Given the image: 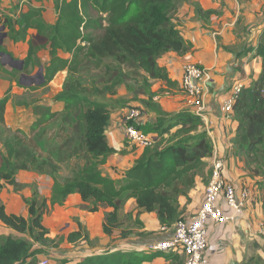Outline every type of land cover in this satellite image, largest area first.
Masks as SVG:
<instances>
[{
    "label": "trees",
    "instance_id": "trees-1",
    "mask_svg": "<svg viewBox=\"0 0 264 264\" xmlns=\"http://www.w3.org/2000/svg\"><path fill=\"white\" fill-rule=\"evenodd\" d=\"M175 2L54 0L57 11L54 24H46L40 10H29L17 20L3 18L2 24L9 31L10 37L14 34L19 40L25 41L28 31H35L27 41L28 52L23 60L21 74L26 75L31 67L37 66L39 51L48 50V61L43 67L44 82L37 88L48 85L59 72H67L62 90L53 97L54 101L64 103L63 112L57 114L47 106L36 107L33 110L36 120L30 126V131L35 133L60 116L62 123L77 133L70 149L74 158L83 159L84 164L71 178L61 182L57 178L58 166L51 158L40 160L29 148L22 146L20 139L14 144L10 141L6 143L5 154L0 156V192L6 185H19L16 182L18 171H32L48 176L52 186L49 197L40 196L38 190H34L31 198L24 200L27 218L7 213L0 201V223L17 234L27 235V238L0 237V264H25L28 260L34 264V256L38 251L32 250V245L36 243L45 247L52 242L43 224L44 216L54 207L63 206L73 194L79 195L83 203H90V208L83 207L90 213L97 212L99 207L110 209L102 224V232L108 237L123 228L120 215L130 199L135 201L139 210L155 214L162 228L170 229L180 219L183 212L179 198L184 197L190 201L189 193L194 188L195 178L205 168V159L213 156L214 146L203 120L194 112L184 109L177 113H167L153 101L161 93L178 87V83L169 78L166 69L158 65L161 55L167 52L185 55L192 51V44L181 37L177 24L172 21ZM195 13H203L197 5ZM16 26L18 30H15ZM0 52L5 53V50L0 47ZM59 53L67 54L70 58H62ZM256 56L261 59V72L257 79L251 80L243 89L234 105L233 114L237 123L234 153L241 159H249L251 165L262 170L264 34L256 48ZM84 63H92L95 69L104 65L101 78L103 88L94 90L96 84L92 85V89L80 86L76 76ZM125 67L142 72L145 85L143 94L146 96L143 103L153 116L144 123L132 124L139 131L155 138L151 146L142 150L123 177L115 180L104 176L100 167L110 156L126 154V150L116 151L107 143L105 130L110 121L109 106L91 97L102 90L115 95L114 87L123 83L125 78ZM109 75L111 84L106 86L105 79ZM149 81L162 82L166 90L152 92ZM7 101V97L0 100V124L4 122ZM18 105L24 108L30 106L26 102ZM261 175L255 174L262 178V181L256 182V186L261 193L264 209V170ZM135 225L138 229L136 234L121 230L122 240L133 235L141 240L153 235L140 231L143 224L138 218L135 219ZM86 237L79 225V230L70 233L66 240L74 243ZM159 255L162 257L158 253L115 249L85 256L75 264H144L151 263ZM164 257L172 262L180 260L177 254ZM244 264H264V261L260 257H250Z\"/></svg>",
    "mask_w": 264,
    "mask_h": 264
},
{
    "label": "crops",
    "instance_id": "crops-1",
    "mask_svg": "<svg viewBox=\"0 0 264 264\" xmlns=\"http://www.w3.org/2000/svg\"><path fill=\"white\" fill-rule=\"evenodd\" d=\"M181 4L175 15L179 21L175 17L172 21L175 24V21L179 22L177 23V28L180 31V35L184 40L192 44V51L185 55L174 52L164 53L158 59V65L166 69L169 78L177 82L178 87H180L182 66L186 63L197 64L201 68L208 69L212 74V80L208 85L209 90L205 97L206 107L203 120L204 128L208 132L214 146L213 156L205 159V164L208 165V173H210L212 167L211 161L214 157L223 158L227 167V163L230 162L228 149L232 144L233 138H235L237 129V126L234 127V122L231 124V121H224L222 119L220 102L222 97L218 100V96H223L227 93L230 80H235V83H242L245 88L247 83L253 79H257L261 72V62L256 56V48L261 36L264 34V0H190L189 2L184 1ZM195 5L201 8L202 14L198 15L195 13ZM29 10H40L42 19L46 24H54L57 20L54 0H0L2 21L4 17L17 20L21 14ZM1 26H3V24H1ZM15 30H18L17 26ZM3 33L6 34V38L3 40L1 47L5 48V54L10 56L14 61H21L23 64V60L26 58L28 52L27 41L35 34V31L29 30L25 41L19 40L18 36L14 34L10 37L9 31L5 27ZM223 48H229V51H225ZM38 55L44 56L48 61L47 49L39 51L37 56ZM59 55L62 58H70L67 54L59 53ZM46 59L42 62L43 65H41L42 71L43 67L46 65L44 64ZM2 67L13 69L8 65ZM60 75H63L62 81H60L61 87L67 75L66 71L59 72L51 82L53 83ZM159 84L164 85L160 81ZM15 85L16 83L13 81H0V100L7 97L8 101L5 106L7 111L9 109L12 110V101L10 97L16 95L20 97L22 94V92H17ZM26 89L28 88H25V90ZM162 89L166 90V87L163 86L161 90ZM172 91L174 90L169 89L165 91L166 96L163 98L162 96H158V101L156 103L167 113H177L186 109L185 102H183L180 93L178 92V95ZM54 96L45 99L43 104L49 107L51 112L61 114L64 110V103L54 101ZM19 106L20 105H17L18 114L25 112L26 116L31 118L27 124L28 127H30L36 120L32 108ZM192 110H194V108H192ZM126 111L120 110L114 114L110 113V121L105 130L107 143L112 148L116 151L122 149L126 150V155H112L107 159L106 163L100 167V171L104 176H108L115 180H119L123 177L125 171L133 165L134 161L142 152L141 149L133 148V145H129L124 139L123 121ZM152 117V115H149L148 119ZM17 120L22 122V115H20V119L18 118ZM21 122L16 123V121H12V127L18 125L22 129L23 126ZM144 122H146V119H144ZM239 175L240 174L233 172H226V176L231 180L230 182L237 191H240L244 184V182H242L243 179H239ZM49 179L50 178H47V176L45 178L44 175H38L34 172L29 174H16L17 183L20 185H31L36 183L39 193L45 195L43 197H49L50 195L52 183H50ZM203 183L202 178L198 175L195 178V188L189 193V198L192 200V204L195 205L190 215L188 214L190 211L187 212L188 206L186 198H179L180 209L183 211L181 217H190L199 208L207 185ZM8 187L11 188L12 186ZM4 188L3 190H6ZM22 195L25 199H29L32 193L26 189ZM9 196L10 200H15L16 204L8 205L5 200H3L2 203L6 211L10 214L27 218L26 205L21 202L22 196L12 193H10ZM85 205H89V203H83L79 195L73 194L67 198L63 206L54 207L52 212L55 225L51 230V237H55L59 234L66 238L70 233L79 230L78 223L86 232L85 235L87 236L86 240H88V242L83 240L84 238L77 242L80 243L81 241H85L89 245L76 250L74 253L75 259L66 264H75L85 256L100 254L110 250L104 247L110 237L104 235L102 232L104 216L110 209L99 207L97 212L90 213L84 210L83 207ZM123 209L121 215L132 214L134 218L138 216V219L143 224L140 230L141 232L155 233L150 238L142 240L137 237L130 239L127 242L128 245L126 244L128 250L145 252L147 254H162V257L159 255L151 263L144 264H171L172 261L166 260L164 256H173V254L149 249L150 245L157 244L162 239L169 238L171 228L163 230L156 215L147 214L139 210L133 199L128 200ZM245 217L246 216L243 215L235 223L209 225L205 254L208 264H244L246 260L252 257L250 245L251 238H247L248 233L245 231L248 224ZM73 219H76V221H73ZM0 230L5 236H11L13 238L15 236L12 230L6 228L1 223ZM119 231H121V229ZM95 238L98 239L99 243L93 242ZM77 242L72 244H76ZM101 244L103 247L100 246ZM68 246L72 247L73 245ZM121 250L124 251L125 249L121 248ZM29 263L30 260L25 264Z\"/></svg>",
    "mask_w": 264,
    "mask_h": 264
},
{
    "label": "rangeland",
    "instance_id": "rangeland-1",
    "mask_svg": "<svg viewBox=\"0 0 264 264\" xmlns=\"http://www.w3.org/2000/svg\"><path fill=\"white\" fill-rule=\"evenodd\" d=\"M189 2L190 0H176L175 2V11L171 13L172 19H174L179 7L182 5V2ZM181 4V5H180ZM178 21L179 19L175 17ZM178 21H175L176 24L179 23ZM5 50V48H3ZM225 51H229V48H223ZM46 58L42 55L37 56V61L38 64L35 67H31L29 69L28 74H26L29 77H33L34 79L32 80V84H30V79L27 78H21V73L20 71L16 69H11L9 67H2L0 71V81H13L16 83L15 87L17 89L18 93H21V96H13L11 98V109L8 111L6 108L4 109V122L3 124H0V156L1 154H5L4 151V146H6L7 142H12L13 144L17 140H21L22 146L29 148L36 156H39L40 160L41 159H46V158H51L53 163L55 162L58 166L57 170V178L59 181L63 182L65 179L71 178L75 171L79 169L83 164L84 160L83 159H76L72 155L71 152V144L73 143V139H76L77 133H75L74 129L71 127L65 125L62 123V119L60 116L50 122L49 124L43 126L39 131L32 133L30 131V127H28V123L31 120L30 117L26 116V113L18 114L17 112V105L20 102H26L29 104L34 110L36 107L37 108H44L45 105L43 104V101L47 99L50 96L56 95L58 92L62 90V86L60 87V81H62V76H58L55 81L52 83H49L45 87H39L40 83V78L37 76V73L39 72L40 68L43 65V61ZM260 59V58H259ZM261 62V59H260ZM47 63L46 62L44 64ZM187 64V63H186ZM184 64L183 67L186 65ZM181 70V73H182ZM104 72V65L101 66L99 69H95L94 65L92 63H84V65L81 67L80 73L76 76V80H79L80 86H84L85 88H90L92 89V85L96 84L97 86L95 87L94 90H98L103 88L104 83L101 81V78L103 77ZM43 74V71L41 72ZM124 74L125 78L123 79V83L117 85L114 87L115 90V95H111L107 92H104L102 90L101 93H96V95L91 97L94 100L98 101H103L108 104L110 113L114 114L116 112H119L120 110H129L130 108H135L138 109L141 112V122L144 123V119L148 120V116L150 115V111L146 109L144 106V101L146 100V96L143 94V89L145 88L144 85V80L142 78V73L139 72L138 70H134L130 67H125L124 68ZM25 75V74H23ZM25 75V76H26ZM67 77V75H66ZM110 75L105 79V84L106 86H109L111 84L110 81ZM66 81V78L64 82ZM148 83L151 87L150 89L152 92H161V88L164 85H160L159 81H149ZM250 83V82H248ZM247 83V86H248ZM64 84V83H63ZM235 80H230L228 83L229 88L227 92L231 90V86H234ZM242 84V83H241ZM243 85V84H242ZM162 86V87H161ZM25 88H28L25 90ZM163 90V89H162ZM173 93H180V95L183 98V102H185L186 109L192 110L191 106H188L187 104V99L183 92L181 91L180 87H177L173 89ZM166 92L161 93L159 96L165 97ZM226 93V92H225ZM179 95V94H178ZM222 97V95L218 96V100ZM158 96L153 98L154 102H157ZM221 101V99H220ZM22 107V106H19ZM34 113V112H33ZM20 115H22V122L20 120H17L18 118L20 119ZM34 116H36L34 114ZM235 114H233L232 119H231V124L234 122V127L237 126V123L235 122ZM12 121H16V123L22 124L23 128L21 129L18 125L16 127H12L13 124L11 123ZM11 127H9V126ZM232 133V132H230ZM155 138V136H153ZM234 139L231 142V146L228 149V154L230 157V162L227 163V167L224 170L225 172V178L226 180L232 184L230 179L226 176V172H233L240 174L239 179H243L242 182H244L242 188L249 189L251 191V198L252 201L249 204V206L246 208L244 216L245 219L247 220V228L245 231L248 233L247 238H251L250 245H251V256L254 258H261L264 261V253L262 252V246L264 244V209L262 208V196L261 193H259V190L257 189L256 182L257 181H262V175L261 171L256 168V165H251L249 159H241L237 154H235V145H234ZM133 148L137 149L136 146H133ZM123 150V149H122ZM121 151V150H120ZM119 155H126V154H121ZM237 160H235V159ZM234 161H233V160ZM208 165L205 166L199 173V177L202 178V183L207 184L208 179H209V174L208 173ZM32 171H18L17 174H29ZM33 173V172H32ZM35 173V172H34ZM258 173L261 175V177H256L255 174ZM37 174V173H35ZM244 174V175H242ZM242 176V177H241ZM46 178V176L44 175ZM48 178V176H47ZM50 183H52V180L49 179ZM19 184V183H18ZM195 188V187H194ZM241 188V189H242ZM6 190H2L0 192V201L5 202L8 205L16 204L15 200H10L9 194H15V195H21L22 196V201L24 203L25 198L23 197V192L28 189L30 193H32L34 190H38L36 183H33L31 185L25 184V185H17V186H12L11 188L8 186H5ZM39 192V191H38ZM40 196H45L39 193ZM19 201V202H20ZM187 203V212L190 211L188 214L190 215L191 210L195 207L194 204H192V200L186 201ZM126 204V203H125ZM192 204V205H191ZM86 208H90L91 205H85ZM12 208V206H11ZM54 210V209H53ZM52 211H49L43 218V224L49 231L48 237L52 242L47 244L45 247H41L39 244L34 243L32 245V250H37L38 253L37 255L34 256V264H40L42 261H47V264H66L67 262L70 263L72 260L75 259V251L79 250L81 247H84L87 244L85 241H81L80 243L77 242L76 244L69 243L67 240L65 241L64 236L61 235H56L55 237H51V230L54 228V217H52ZM124 210V209H122ZM183 212V211H182ZM186 212V209H185ZM8 213V212H7ZM187 214V215H188ZM128 216V217H127ZM187 217V216H183ZM181 217L180 219H183ZM137 217H133L132 214H127V215H120V219L123 225V230H128L136 234L138 232V229L135 225V219ZM73 221H76V219H73ZM78 225H80L78 223ZM81 226V225H80ZM84 228L81 226V231L85 234L86 232L83 230ZM121 229V230H122ZM121 231L117 230L113 233V235L107 240L105 244V248L110 249V250H115V249H121L124 248L125 250H128L126 244L127 242L135 238L136 236L133 235L132 237H128L127 239H121ZM146 233H152L153 232H146ZM15 235L14 238H27V235H20L17 234L16 232H13ZM0 237H5L4 234L1 233L0 230ZM148 236L147 238H150ZM83 240H86L83 239ZM88 242V240H86ZM93 242L99 243L98 239L95 238ZM68 245H73L72 247H69ZM128 245V244H127ZM100 246L103 247L101 244ZM131 247V246H129ZM77 248V249H76ZM124 250V251H125ZM39 257V258H38ZM180 260L177 262H172L171 264H181L184 256L181 255L179 256ZM31 264V260L30 263Z\"/></svg>",
    "mask_w": 264,
    "mask_h": 264
},
{
    "label": "built area",
    "instance_id": "built-area-1",
    "mask_svg": "<svg viewBox=\"0 0 264 264\" xmlns=\"http://www.w3.org/2000/svg\"><path fill=\"white\" fill-rule=\"evenodd\" d=\"M1 24L2 14L0 12V26ZM211 80L212 74L208 69L201 68L194 63H188L183 67L180 89L187 99L188 106L194 108L192 112L202 120L205 117V97ZM243 89L244 86L237 82L229 92L222 96L220 102L224 121H231L234 105ZM141 120V112L138 109L127 110L123 121V134L129 145L143 150L152 145L154 137L144 134L132 124L140 123ZM211 166L209 181L199 208L190 217L178 219L171 228L170 237L150 245L149 249L183 255L184 259L181 264H208L205 254L209 225L235 223L244 215L252 201L249 189L242 188L237 191L226 180L224 176L226 162L223 158L214 157ZM40 264H47V261H42Z\"/></svg>",
    "mask_w": 264,
    "mask_h": 264
},
{
    "label": "water",
    "instance_id": "water-1",
    "mask_svg": "<svg viewBox=\"0 0 264 264\" xmlns=\"http://www.w3.org/2000/svg\"><path fill=\"white\" fill-rule=\"evenodd\" d=\"M4 27L0 26V47L2 45L3 40L6 38V34L3 33ZM0 64L2 66L8 65L10 67H12L13 69L22 71V62L21 61H14L10 56H8L7 54H5L4 52H0ZM42 72V68H40L39 72L37 73V76L40 78V84H42L44 82V78H43V74ZM21 78H27L30 79V84H32V80L33 77H27L23 74H21Z\"/></svg>",
    "mask_w": 264,
    "mask_h": 264
}]
</instances>
